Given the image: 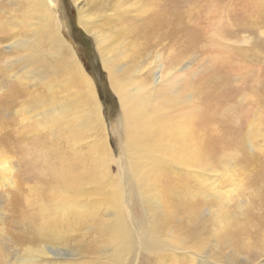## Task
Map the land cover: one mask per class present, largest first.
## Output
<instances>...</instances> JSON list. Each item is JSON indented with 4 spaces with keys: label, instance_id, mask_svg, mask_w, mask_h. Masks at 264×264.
Masks as SVG:
<instances>
[{
    "label": "rangeland",
    "instance_id": "obj_1",
    "mask_svg": "<svg viewBox=\"0 0 264 264\" xmlns=\"http://www.w3.org/2000/svg\"><path fill=\"white\" fill-rule=\"evenodd\" d=\"M74 1L49 0L54 32L68 45L62 57L94 84L112 156L96 160L90 149L87 94L63 85L58 44L31 37L30 16L21 27L26 1L0 0V264H264V0ZM172 76L181 115L152 102L189 122L185 141L173 142L189 161L119 155L110 79ZM105 176L111 188L120 182L117 213Z\"/></svg>",
    "mask_w": 264,
    "mask_h": 264
},
{
    "label": "bare ground",
    "instance_id": "obj_2",
    "mask_svg": "<svg viewBox=\"0 0 264 264\" xmlns=\"http://www.w3.org/2000/svg\"><path fill=\"white\" fill-rule=\"evenodd\" d=\"M24 1H26L25 6H23L24 10H22L24 12L20 13V15L23 17L22 18L23 20L21 21V27L24 30H26L24 23L26 18L30 16L31 22L33 23V25H31V27L29 28V32L31 31V37H33V34H35L36 38L37 37L45 38L48 41L52 40L58 44L57 53L59 54L60 57L58 59L59 62L57 61L56 58H52V61L55 62L57 61L59 65L61 64L62 60L66 61L63 63L66 65L65 75L67 77L65 78V83L63 85H65V88L67 90L70 89L67 86L74 88L76 87V85H78L81 89L84 88L85 93L87 94V97L85 98V103L87 105H90L89 112L84 114L85 125L88 126L92 130V132L94 131V134L93 135L91 134L92 142L90 143V149L92 153L95 156H97L96 160L97 159L101 160L104 158V156L107 159L108 157L112 156V152L110 150V147L108 146V141H107V137H108L107 132L111 130L112 126L110 127V129H106V127L104 126V122L100 114V106L98 104L99 101L97 102V96L94 92L95 90L93 88L94 84L91 78L85 74L83 68L78 63L79 61L77 62V60H74V57L70 55L68 58L62 57V55L64 56L63 54V51H65L64 48L65 47L67 48L68 45L65 43L62 37L58 38L57 34L54 32V28L58 30V22L56 16H54L51 11L49 0H24ZM75 1L77 2L78 0ZM79 14H80L81 24L84 27L89 28L88 26L89 17L87 16L88 14L85 13L84 9H80ZM36 17H39L42 20V22L43 21L45 22V28L43 30L34 27L35 25L34 22L36 21ZM141 27L138 26L137 28L135 27V31H140ZM123 29H127V28H123ZM132 29L133 28H131V30L128 29V31L133 33ZM35 37L33 38L36 39ZM38 43L39 42L37 41V45ZM133 46L135 49H137L138 47V45H133ZM100 62L105 69H108L111 72L112 64L107 58L101 57ZM173 77L174 76H172L170 80L162 79L161 81L155 84L154 83L149 84L145 82L142 78L139 79L131 78L127 81V85H124L121 82H118L117 80L110 79V86L113 88L114 92L116 93L120 106V117L116 124L117 128L119 129V132L116 134V137L118 138V140L120 139V141H118V144L120 143V145L117 146L118 147L117 152L119 155H121L120 154L121 148H131V149H135L136 151H140L142 153L145 152L146 154L155 151V153H157L160 156L168 155L170 157H177L184 164H186L189 161L187 152H182L181 150H179V147H177L178 145L176 146L177 143L176 144L173 143L176 140V137L180 136L181 144H182V142H184L185 139L188 137L186 135L189 129L188 128L189 122L185 118V117L188 118L189 114H186L184 116L186 120H181L179 118L173 117V116L181 115L178 111L176 112L174 110H178V105L182 104V101L180 100L182 96L176 92V90H178V87L181 86V84L173 80L174 79ZM188 86L189 85H185V83H183L184 88ZM166 92L168 95L166 94ZM85 93H84V97H85ZM164 94H166L167 96H165ZM155 97H157V101H158L156 102V104H159V101L161 102L163 101L165 104H169L168 109L174 111V115L173 116L162 115L161 106L156 105L152 102L155 99ZM172 102H174L176 106H174ZM184 104L188 105L187 102H184ZM80 114L81 112L77 111L76 117L80 116ZM172 120H178L179 123H177L176 125H179L181 128H183V122H184L185 127L182 129V133L179 129L176 128V125ZM113 131L114 130H111L110 132ZM83 132L84 130L82 131V133ZM5 159L0 158V163L2 162V160L3 162H5ZM96 160L93 161L92 159V163L95 166L98 165V166H102L104 169L107 168L97 163ZM164 161L165 160H163L158 165V167H163ZM130 167H132V164H130ZM141 168L144 169L145 166L142 165ZM126 169H127L126 173L130 174V170L127 167ZM78 171H79L78 175L82 176L81 170L79 169ZM79 176H77V178ZM94 177L95 179L99 180V175L96 174ZM110 178L112 179V177ZM147 178L142 182V185L145 184ZM105 181H107V176H105ZM72 182H75V179L72 180ZM112 183L107 181L108 188L106 187V192L111 193L110 197L108 196L107 197L112 206L113 211L117 213L118 211L116 209L115 203H116V196L118 195V190H119L118 183L120 182L116 181L114 188H111L110 184ZM135 183L136 180H134V187H136ZM153 198L154 197H152V199ZM101 226L102 229L107 232V226L109 225L101 224ZM113 230L114 231L112 232L114 237H119L123 234V228L120 225L114 226Z\"/></svg>",
    "mask_w": 264,
    "mask_h": 264
},
{
    "label": "flooded vegetation",
    "instance_id": "obj_3",
    "mask_svg": "<svg viewBox=\"0 0 264 264\" xmlns=\"http://www.w3.org/2000/svg\"><path fill=\"white\" fill-rule=\"evenodd\" d=\"M92 67H93V71H94V73H92L93 75H95V77H96V75L97 76H100V72H99V67H98V65H96L94 62H92ZM86 68V67H85ZM87 71H89V69H87ZM90 73H91V71H89ZM100 94V93H99Z\"/></svg>",
    "mask_w": 264,
    "mask_h": 264
}]
</instances>
